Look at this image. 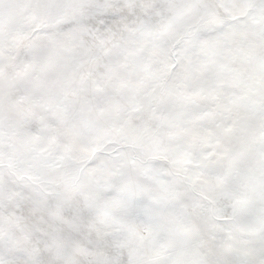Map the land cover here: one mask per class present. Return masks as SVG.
I'll use <instances>...</instances> for the list:
<instances>
[{"label":"snow or ice","instance_id":"1","mask_svg":"<svg viewBox=\"0 0 264 264\" xmlns=\"http://www.w3.org/2000/svg\"><path fill=\"white\" fill-rule=\"evenodd\" d=\"M0 264H264V0H0Z\"/></svg>","mask_w":264,"mask_h":264}]
</instances>
